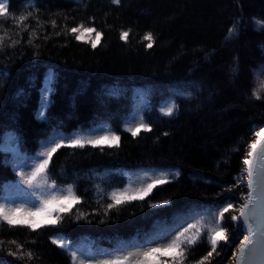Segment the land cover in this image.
<instances>
[{
	"label": "trees",
	"instance_id": "obj_1",
	"mask_svg": "<svg viewBox=\"0 0 264 264\" xmlns=\"http://www.w3.org/2000/svg\"><path fill=\"white\" fill-rule=\"evenodd\" d=\"M0 2L8 12L0 17V197L30 200L20 173L30 172L32 158L59 137L103 136V123L119 137L83 148L65 141L50 161L48 183L55 181L61 196L72 185L78 202L62 201L71 207L54 213L59 222L34 231L0 222V262L102 264L117 253L163 248L188 224L203 227L232 203L223 226L236 239L228 248L221 243L220 255L210 261L224 264L244 234L232 232L231 215L239 214L247 193L245 182L228 189L245 167L254 126L264 127V28L255 23L264 22V0ZM233 24L237 35L226 39ZM78 25L83 28L70 31ZM124 31L126 40L120 38ZM96 32L101 38L93 48ZM137 102V124L143 120L151 130L133 136L126 129ZM170 103L177 110L163 115L161 107ZM41 110L46 118H38ZM143 168L166 173L169 182L143 200L109 208L113 190L133 195L151 183L127 187L128 172ZM194 234L192 229L185 236ZM208 235L185 246L181 264H197L207 255ZM54 238L69 248L58 247ZM160 259L173 264L171 257Z\"/></svg>",
	"mask_w": 264,
	"mask_h": 264
},
{
	"label": "snow or ice",
	"instance_id": "obj_2",
	"mask_svg": "<svg viewBox=\"0 0 264 264\" xmlns=\"http://www.w3.org/2000/svg\"><path fill=\"white\" fill-rule=\"evenodd\" d=\"M114 3H119V0H113ZM7 4L0 2V17H7ZM25 18L20 17L21 22ZM258 28H264V22L255 21ZM83 28V25L71 28L70 31L76 33ZM85 31L91 33L95 31L93 28H87ZM237 35V27L233 24L229 27L226 39L235 37ZM129 36V32H121L120 38L126 40ZM82 37L77 35L76 39L80 40ZM101 33L96 32V40L92 42V47L95 48L100 41ZM144 39L148 40L147 47H152L153 37L151 33H147ZM3 38L0 37V44H2ZM14 43V42H13ZM235 72L236 69L234 68ZM261 90H264V84L261 85ZM47 92V89L45 90ZM187 95H190L187 94ZM253 97L260 99L261 94L257 90H253ZM48 104L47 95L43 98L42 108ZM177 110L175 103L167 104L161 107L160 111L163 115L172 116ZM38 118H46L43 110L38 112ZM150 131V127L147 123L141 120L135 127V129L128 127L126 130L131 132L133 136H136L141 130ZM258 129V130H255ZM264 133V127L255 125L254 135L257 137ZM167 135V133H165ZM119 139L115 133L106 134L104 136H97L95 138L83 137L80 134H75L70 137H59L56 141H53L50 146H45L44 151L38 153L32 158L33 164L28 165L31 171L28 173L21 172L20 183L26 186L30 200L27 201H14L0 197V222H6L10 227L27 226L33 231L40 228L45 224H57L60 220L59 215L52 218L54 213L68 212L71 205L64 206L63 202L71 200L73 203L78 202L79 197L75 195L72 185L66 186L67 195L61 196L57 192L55 181L48 183L50 179L48 169L53 154L57 152L62 146H65L67 141L68 147L83 148L87 144L93 146L103 145L109 141H117ZM250 151L247 153V157L243 159L244 168L241 169V174L236 180V185L231 186L228 190L233 191L236 186L243 188L246 176L247 194L243 197V203L239 205V214L231 215V221L235 225L232 232H238L240 230H246L247 235L240 241L238 251L234 253V264H264V137L259 142L253 143L250 146ZM239 151V149H234ZM39 160L37 163L36 161ZM173 175L179 176L177 171ZM169 182L168 175L166 173H160L156 179H153L151 183H148L146 187L138 190L136 194L129 195L127 189L125 190H113L110 194L113 204H109L108 207L112 208L117 205L132 201L143 200L152 190L161 184ZM46 189L47 193L41 191ZM160 204H168V200L159 202ZM24 205H30L25 207ZM156 206V205H153ZM230 209H233V204L228 203L227 207H224L217 214H213L212 220L208 224H204L203 227H197L196 223L188 224L182 231L176 233V236L163 248L150 247L144 250H137V252H128L127 254L117 253L111 256V258L102 262V264H130V260L136 257L135 264H167L166 261L160 259V255L163 254L166 257H171L173 264H181L186 255L185 246L190 248L203 238L205 232L210 233L208 235V242L210 243L211 250L201 258L197 264H205V262L211 261L213 254L220 255V245L223 243L225 248L231 246L232 242L236 239L235 235H230L223 226L225 219V213H228ZM43 215L46 217L42 221H36L34 218ZM197 223L203 224V221ZM215 226H210V225ZM195 229V234L186 237L185 233ZM54 244L62 249H68L69 245L62 238H54L52 240ZM2 250V249H0ZM12 256H16L17 253H10ZM29 258H32V254L29 253ZM71 258L75 262L78 259L75 251L71 252ZM2 264V262H0Z\"/></svg>",
	"mask_w": 264,
	"mask_h": 264
},
{
	"label": "rangeland",
	"instance_id": "obj_3",
	"mask_svg": "<svg viewBox=\"0 0 264 264\" xmlns=\"http://www.w3.org/2000/svg\"><path fill=\"white\" fill-rule=\"evenodd\" d=\"M134 106L135 107H134V109H133V111L131 112V115H130V118L132 119L130 127L133 128V129H135V127L137 125V119H138V114H139V111H140V108H141V103L137 102L136 104H134ZM100 126L103 127V130H101L102 132H104L106 134H110L109 130L107 128L108 127L107 124L103 123ZM263 134L264 133H261V135H263ZM257 138L258 137L256 136V139ZM160 173H161L160 170L154 169V168H145V169L143 168V169L130 170L128 172V176H127V181L129 182L127 187H130V186L135 185V184L145 185L148 182H152L153 179H156L159 176ZM21 187L23 188V187H26V186L22 185ZM236 246L232 249V253H231L229 259L224 264L233 263L234 253H236ZM104 253L105 252L103 251V252H101L99 254H104Z\"/></svg>",
	"mask_w": 264,
	"mask_h": 264
},
{
	"label": "water",
	"instance_id": "obj_4",
	"mask_svg": "<svg viewBox=\"0 0 264 264\" xmlns=\"http://www.w3.org/2000/svg\"><path fill=\"white\" fill-rule=\"evenodd\" d=\"M262 137H264V135L263 136H261L259 139H258V141L257 142H259L260 141V139L262 138ZM256 142V143H257ZM245 231V233H246V235H247V232H246V230H244ZM238 248H239V246L237 247V250H236V252L238 251ZM235 259V258H234ZM233 264H234V262H233Z\"/></svg>",
	"mask_w": 264,
	"mask_h": 264
}]
</instances>
